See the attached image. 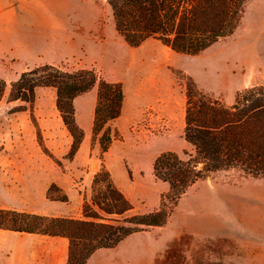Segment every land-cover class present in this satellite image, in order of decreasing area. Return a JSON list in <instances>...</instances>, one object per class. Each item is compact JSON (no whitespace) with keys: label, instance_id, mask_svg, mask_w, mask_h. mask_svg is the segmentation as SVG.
Wrapping results in <instances>:
<instances>
[{"label":"rangeland","instance_id":"rangeland-1","mask_svg":"<svg viewBox=\"0 0 264 264\" xmlns=\"http://www.w3.org/2000/svg\"><path fill=\"white\" fill-rule=\"evenodd\" d=\"M79 70L122 84L106 151L93 133L98 84L73 101L77 144L58 107L56 81ZM22 75L37 85L12 98ZM0 77V204L111 225L167 208L162 225L140 227L86 264H264V176L215 170L176 197L154 170L160 154L195 155L188 106L264 105V0H245L232 32L198 53L156 37L128 44L107 0H0ZM119 194L130 204L122 214L94 203Z\"/></svg>","mask_w":264,"mask_h":264},{"label":"trees","instance_id":"trees-1","mask_svg":"<svg viewBox=\"0 0 264 264\" xmlns=\"http://www.w3.org/2000/svg\"><path fill=\"white\" fill-rule=\"evenodd\" d=\"M115 25L125 41L138 46L156 37L174 50L198 53L218 38L232 32L245 0H107ZM189 5V8H188ZM58 107L76 144L81 133L75 124L73 101L80 93L98 84L93 133L103 151L114 139L111 123L120 115L124 90L119 82L98 79L91 70L66 72L56 81ZM37 82L22 75L12 86V98L27 97ZM6 82L0 77V100ZM185 137L195 148L186 159L174 152L160 154L154 162L156 175L170 183L173 196H180L197 179L211 171L239 168L254 176H264V105L187 107ZM201 164V168L198 165ZM111 202L94 199L107 213H124L130 208L122 194ZM114 200V201H113ZM167 208L134 215L126 224L111 225L94 220L50 217L0 208V228L18 232L65 236L70 240L67 264H86L98 249L111 248L142 226H159L167 218ZM86 217H95L86 214Z\"/></svg>","mask_w":264,"mask_h":264},{"label":"crops","instance_id":"crops-1","mask_svg":"<svg viewBox=\"0 0 264 264\" xmlns=\"http://www.w3.org/2000/svg\"><path fill=\"white\" fill-rule=\"evenodd\" d=\"M122 113L123 105L122 112L120 113L118 119L121 118ZM6 187L7 196L11 200V189H15V187H13V185H7ZM10 206L11 205L7 206L0 204L1 208H11L18 210ZM19 211L26 212L25 210ZM18 237H28V239L31 240V243L27 249L21 247ZM37 242L39 244H37ZM69 247V238L65 236H51L42 233L18 232L0 228V264H66ZM41 250H44L45 253H38ZM43 255L44 259L42 258Z\"/></svg>","mask_w":264,"mask_h":264},{"label":"water","instance_id":"water-1","mask_svg":"<svg viewBox=\"0 0 264 264\" xmlns=\"http://www.w3.org/2000/svg\"><path fill=\"white\" fill-rule=\"evenodd\" d=\"M96 164L94 163L93 166H95Z\"/></svg>","mask_w":264,"mask_h":264}]
</instances>
